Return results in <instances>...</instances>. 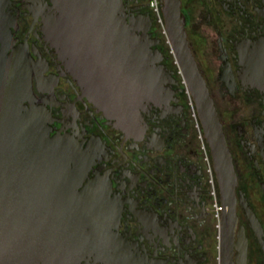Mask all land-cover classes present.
Wrapping results in <instances>:
<instances>
[{"label":"flooded vegetation","instance_id":"obj_1","mask_svg":"<svg viewBox=\"0 0 264 264\" xmlns=\"http://www.w3.org/2000/svg\"><path fill=\"white\" fill-rule=\"evenodd\" d=\"M180 1L237 179L227 199L234 217L224 231L213 157L208 145L209 173L181 70L150 0L123 5L129 20H151L137 34L148 36L143 42L166 72L159 94L144 99L125 125L81 79L53 1L4 0L9 53L28 60L32 95L25 105L44 112L50 136L81 155L79 191L92 188L99 197L98 225L86 227L96 247L37 264H264V0Z\"/></svg>","mask_w":264,"mask_h":264},{"label":"water","instance_id":"obj_2","mask_svg":"<svg viewBox=\"0 0 264 264\" xmlns=\"http://www.w3.org/2000/svg\"><path fill=\"white\" fill-rule=\"evenodd\" d=\"M52 1L81 79L122 124L134 121L139 104L159 94L166 72L156 66L160 57H153L151 45L143 42L148 36L137 34L139 27H150L151 20H129L123 0ZM3 2L0 0V264H37L96 247L98 238L88 235L86 227L98 225L99 197L92 188L79 191L86 173L81 155L65 139L50 136L44 112L25 105L32 95L28 60L22 54L9 53ZM162 2L171 47L213 157L227 210L224 231L225 221L232 222L234 217V201L232 205L227 200L237 183L231 154L189 45L181 1Z\"/></svg>","mask_w":264,"mask_h":264},{"label":"built area","instance_id":"obj_3","mask_svg":"<svg viewBox=\"0 0 264 264\" xmlns=\"http://www.w3.org/2000/svg\"><path fill=\"white\" fill-rule=\"evenodd\" d=\"M150 8L152 11V16H153L155 25L160 27L161 35H162L166 45L169 47V45H168L169 40L167 38V32L165 31L166 26H165L163 19H162V10H163L162 0H150ZM175 66H176V64H175ZM176 69H177V67H176ZM177 73H178L180 80H181V83L184 87L185 94L187 95V97L189 99V106L192 110V118L194 120L195 127H196L197 131L199 132L200 139L202 141V147H203V150L206 154V161L208 163V169L207 170L209 173H211L212 169H211V165H210V152H209L208 144H207L206 139H205L202 124H201V121L199 119V115L197 113L196 106L191 99V94H190V92L186 86V83L183 79L181 72L178 69H177ZM220 209H221V204L217 203L216 204L217 213H219Z\"/></svg>","mask_w":264,"mask_h":264},{"label":"bare ground","instance_id":"obj_4","mask_svg":"<svg viewBox=\"0 0 264 264\" xmlns=\"http://www.w3.org/2000/svg\"><path fill=\"white\" fill-rule=\"evenodd\" d=\"M162 19H163V22H164V24H165V26H166V23H165V18H164V14H163V10H162ZM165 31L167 32V30H166V27H165ZM167 38H168V40H169V45H171V42H170V39H169V37H168V32H167ZM172 48V47H171ZM173 51V50H172ZM174 54V53H173ZM175 56V55H174ZM176 59V58H175ZM177 61V60H176ZM177 64H178V62H177ZM179 66V65H178ZM182 73V72H181ZM183 75V74H182ZM184 78V77H183ZM185 80V79H184ZM185 83H186V81H185ZM186 86H187V88H188V85H187V83H186ZM188 90H189V88H188ZM189 92H190V90H189ZM190 94H191V92H190ZM191 99H192V101H193V103L195 104V102H194V100H193V97H192V94H191ZM195 106H196V104H195Z\"/></svg>","mask_w":264,"mask_h":264},{"label":"rangeland","instance_id":"obj_5","mask_svg":"<svg viewBox=\"0 0 264 264\" xmlns=\"http://www.w3.org/2000/svg\"><path fill=\"white\" fill-rule=\"evenodd\" d=\"M156 26V25H155ZM156 27H158L159 28V30H160V27L159 26H156Z\"/></svg>","mask_w":264,"mask_h":264}]
</instances>
